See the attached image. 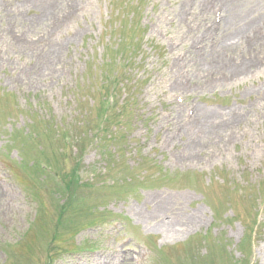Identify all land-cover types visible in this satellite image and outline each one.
Listing matches in <instances>:
<instances>
[{"label": "rangeland", "instance_id": "obj_1", "mask_svg": "<svg viewBox=\"0 0 264 264\" xmlns=\"http://www.w3.org/2000/svg\"><path fill=\"white\" fill-rule=\"evenodd\" d=\"M0 1V264H264V51L243 47L249 29L200 66L179 0ZM239 52L260 66L221 72ZM67 187L77 201L59 209Z\"/></svg>", "mask_w": 264, "mask_h": 264}, {"label": "bare ground", "instance_id": "obj_2", "mask_svg": "<svg viewBox=\"0 0 264 264\" xmlns=\"http://www.w3.org/2000/svg\"><path fill=\"white\" fill-rule=\"evenodd\" d=\"M198 6L197 11L193 14V20L196 22V28L194 32L192 33L194 37H196L197 34H209L210 30L203 27L198 15L203 14L206 15L208 13L207 8L204 6L205 0H197ZM221 1V0H220ZM187 0H180L179 4L172 5L171 10L173 12H176L178 17L181 18L184 14V8L186 7ZM223 7L225 9V15L223 16V23L220 25V28L218 29V36L220 41H224L227 34L234 33L236 40L235 42L238 43L239 41H242V35L236 34L244 29H250L254 26V24H262L263 16L261 15L262 9L264 8V0H222ZM0 8L6 9V6L4 2L0 1ZM36 21L33 20L32 23L34 24ZM46 21L42 23L43 26H45ZM48 25V23H46ZM261 26V25H259ZM181 32L180 35L182 37L186 38L187 41L191 40V37L189 34H187L185 31H179ZM50 42V41H49ZM48 42V43H49ZM47 43V49L42 52H53V49L55 48L54 45ZM15 45H17L20 48L24 49H31V47H28V42H25V39L22 37V35L19 36V38H15ZM234 47V45H232ZM250 47L252 50H256L255 54L262 53V49L264 48V35L262 37H257L255 41H252L250 44ZM235 48V47H234ZM188 50H193V46H189ZM221 55L217 53V50L213 47L209 50L206 49V51L203 54L202 60L198 61V65L202 66L204 64L206 65H212L216 66L220 63V57ZM264 54L261 55L260 58H263ZM260 58H254L253 59H245L242 54H238V59L234 61H229V65L227 67H220V71L225 72H233L237 71L238 73H246L249 68H252L256 66L259 63ZM200 63V64H199ZM258 66V65H257ZM199 71V70H198ZM176 87H178V83L174 84ZM176 109V115L174 117L175 121L181 120L180 114H181V107L177 106ZM199 110L201 112V115L207 114L208 111L205 107L200 106ZM225 121L228 122V124L233 123V119L230 117H224ZM222 127L224 125H221ZM210 127H208V130ZM184 134L186 135V138L183 139V142L186 143L188 147L195 146L199 144L200 142H195L196 139L192 137L191 133L187 130H185ZM221 139V137H219ZM212 142L211 138L209 137L207 139V142H204L203 144H208L207 147H209L210 143ZM202 144V143H200ZM201 146V145H200ZM197 147V146H196Z\"/></svg>", "mask_w": 264, "mask_h": 264}]
</instances>
